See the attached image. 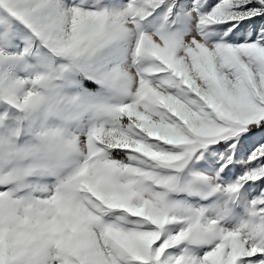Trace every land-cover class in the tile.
Here are the masks:
<instances>
[{
    "label": "snow or ice",
    "instance_id": "obj_1",
    "mask_svg": "<svg viewBox=\"0 0 264 264\" xmlns=\"http://www.w3.org/2000/svg\"><path fill=\"white\" fill-rule=\"evenodd\" d=\"M0 10V61L16 55L14 21L70 62L135 37L131 64L103 77L124 99L83 134L32 127L61 108L48 75L0 81V105L38 141L24 146V127L0 139V264H264V0H0ZM193 157L215 192L259 190L239 222L197 215L170 230L175 185L160 170ZM41 173L55 185H35Z\"/></svg>",
    "mask_w": 264,
    "mask_h": 264
},
{
    "label": "rangeland",
    "instance_id": "obj_2",
    "mask_svg": "<svg viewBox=\"0 0 264 264\" xmlns=\"http://www.w3.org/2000/svg\"><path fill=\"white\" fill-rule=\"evenodd\" d=\"M65 2L71 3L72 0ZM89 2L91 3V0ZM126 3L127 0H101V4L109 8ZM3 15L0 10V16ZM13 28L17 38L7 50L16 55L0 61V81L7 78L34 77L37 74L48 75L49 95L61 105L60 111L55 115L43 111L37 114L33 118L32 127L43 124L59 127L70 134H83L91 127L104 122L102 109L116 105L124 99L118 86L103 77L117 68H127L131 64L134 36L111 41L81 58V62H70L53 57L23 24L14 21ZM148 30L150 31L151 27H148ZM25 47H29L28 55L19 56L18 53ZM77 96L86 105L85 108L72 109L67 106L66 101ZM20 127L25 129L24 146L38 142L33 132L29 131L28 121L15 110H6L0 105V139L8 138ZM112 155L117 160L128 161V154L125 152H113ZM208 155V152L204 153L205 157ZM203 164V159L193 157L187 162H177V166L173 168L160 170L162 175L172 177L175 185L168 195V201L173 209L172 214L180 219L170 226L172 231L186 227L187 220L197 215L201 221L223 217L229 225L235 224L245 216L247 202L258 195V189L254 186L249 188L247 185L235 200L222 192H215L207 179L213 176L214 172L203 167ZM67 171L68 169H65L62 174ZM239 174L237 172L231 177H226L225 182L235 180ZM57 179V175L41 173L33 178V183L40 187H51ZM176 254H179V250H176Z\"/></svg>",
    "mask_w": 264,
    "mask_h": 264
}]
</instances>
